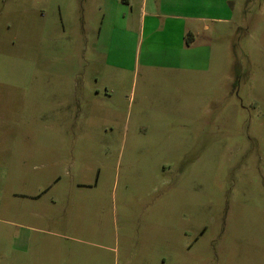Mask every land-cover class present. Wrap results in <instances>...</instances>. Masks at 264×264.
I'll return each instance as SVG.
<instances>
[{
    "label": "rangeland",
    "instance_id": "obj_1",
    "mask_svg": "<svg viewBox=\"0 0 264 264\" xmlns=\"http://www.w3.org/2000/svg\"><path fill=\"white\" fill-rule=\"evenodd\" d=\"M110 3L0 0V264H264V0L176 68Z\"/></svg>",
    "mask_w": 264,
    "mask_h": 264
},
{
    "label": "crops",
    "instance_id": "obj_2",
    "mask_svg": "<svg viewBox=\"0 0 264 264\" xmlns=\"http://www.w3.org/2000/svg\"><path fill=\"white\" fill-rule=\"evenodd\" d=\"M127 3L123 4L120 0H111L108 8H116L122 10L120 14L113 15L112 11L106 13V19L102 22L104 30H101L100 40L102 43L101 49L103 53H107L109 57L112 49V41L129 40L134 37L138 39V46L141 43L140 39L148 38V41L155 45L157 41L163 42L164 53L167 57L164 60L165 66L176 68L184 66L182 60H186V56L190 53L193 56H198V59L192 60L201 64V59H207L210 56L211 47L204 45V53H202V46L190 43L199 35L201 30L209 31L210 27L207 22H214L216 20H227L225 18L216 17L218 7L228 8L225 0L219 3V0H125ZM230 1V0H228ZM125 5V11L123 10ZM113 10V9H112ZM227 10V9H226ZM122 14V15H121ZM123 22L117 23L116 18L120 17ZM130 15V16H129ZM130 17L129 21L128 18ZM110 18V20H109ZM124 21L126 22L124 24ZM133 29H129V25H133ZM107 25L109 27H107ZM138 27V28H137ZM136 28V29H135ZM138 31V34H137ZM134 32V33H133ZM140 38V39H139ZM189 40V43L187 42ZM150 46V44H149ZM152 49V48H151ZM147 49V57L144 62L147 65H157L156 59L149 57L150 50ZM107 50V51H106ZM195 50H199L197 54ZM117 62H114L116 67L122 69L123 67V52L117 50ZM136 56L141 55V48L136 51ZM121 55V56H120ZM202 55V56H200ZM198 60V61H197ZM155 61V62H154ZM207 61V60H206ZM127 63V62H126ZM125 65V64H124ZM164 66V65H163ZM201 68V66L197 67Z\"/></svg>",
    "mask_w": 264,
    "mask_h": 264
},
{
    "label": "trees",
    "instance_id": "obj_3",
    "mask_svg": "<svg viewBox=\"0 0 264 264\" xmlns=\"http://www.w3.org/2000/svg\"><path fill=\"white\" fill-rule=\"evenodd\" d=\"M187 42L189 43V40Z\"/></svg>",
    "mask_w": 264,
    "mask_h": 264
}]
</instances>
